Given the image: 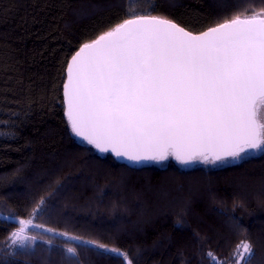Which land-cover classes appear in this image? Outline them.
I'll return each mask as SVG.
<instances>
[{
    "label": "trees",
    "instance_id": "16d2710c",
    "mask_svg": "<svg viewBox=\"0 0 264 264\" xmlns=\"http://www.w3.org/2000/svg\"><path fill=\"white\" fill-rule=\"evenodd\" d=\"M244 7L251 14L264 2L0 0V264H128L118 253L132 264H210L209 251L232 264L241 241L252 245L251 264H264V152L221 167H130L75 139L62 101L69 58L127 11L198 33ZM42 198L34 223L78 239L40 228L32 248H10L17 220Z\"/></svg>",
    "mask_w": 264,
    "mask_h": 264
},
{
    "label": "snow or ice",
    "instance_id": "6c2138e0",
    "mask_svg": "<svg viewBox=\"0 0 264 264\" xmlns=\"http://www.w3.org/2000/svg\"><path fill=\"white\" fill-rule=\"evenodd\" d=\"M63 104L76 137L135 164L172 157L182 165H214L264 152V8L238 9L198 33L166 15L129 10L71 56ZM44 203L17 220L10 248H32L37 235L29 229L78 239L34 223ZM66 252L77 255L75 247ZM206 255L222 264L213 252ZM252 256L251 243L241 241L232 264H251Z\"/></svg>",
    "mask_w": 264,
    "mask_h": 264
},
{
    "label": "water",
    "instance_id": "95a60500",
    "mask_svg": "<svg viewBox=\"0 0 264 264\" xmlns=\"http://www.w3.org/2000/svg\"><path fill=\"white\" fill-rule=\"evenodd\" d=\"M73 54H75V52H74ZM70 58H71V57H70ZM70 58H69V60H70ZM69 60H68V61H69ZM66 65H67V64H66ZM65 78H66V68H65V77H64V81H63V83L65 82ZM62 101H63V84H62ZM63 107H64V116H65V106H64V104H63ZM65 119H66V122H67V118H66V116H65ZM67 125H68V122H67ZM68 127H69V129H70V126H69V125H68ZM70 132H71V129H70ZM71 133H72V132H71ZM72 135H73V137H74L75 139H77L79 142H81V143H83V144L89 146L91 149H93L94 152H96L98 155H101V156H103V155H110V156L113 158V160L116 161L117 163H120V164H123V165H127V166H130V167H142V166H148V165H153V164L161 165V164H163L164 162L167 161V160H166V161H163V162H161V163H155V162H142V163H140V164H135V163H133V162H131V161L126 160L125 158H117V157H116L113 153H111V152L101 153V152H99L97 149H95L92 145H89L86 141L80 139L79 137H76L73 133H72ZM250 154H254V153H250ZM248 155H249V154H248ZM169 159H172L175 163H177L178 165H180V166H182V167H192V166H194V165H196V164H198V163H201V162H199V161H194V162L191 163V164L182 165V164H180L179 162H177V161H176L174 158H172V157H169Z\"/></svg>",
    "mask_w": 264,
    "mask_h": 264
},
{
    "label": "rangeland",
    "instance_id": "374dc122",
    "mask_svg": "<svg viewBox=\"0 0 264 264\" xmlns=\"http://www.w3.org/2000/svg\"><path fill=\"white\" fill-rule=\"evenodd\" d=\"M252 154H249V155H246L244 156V158H246L247 156H250ZM243 158V159H244ZM240 160L242 159H239V160H232V159H229L228 161L224 162V163H221V162H217L216 164H214L215 166H226V165H230V164H233V163H236V162H239ZM29 234L30 235H37V229H29Z\"/></svg>",
    "mask_w": 264,
    "mask_h": 264
}]
</instances>
